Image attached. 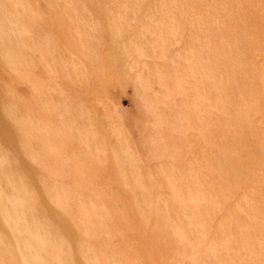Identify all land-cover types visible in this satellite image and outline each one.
<instances>
[{"label": "rangeland", "instance_id": "374dc122", "mask_svg": "<svg viewBox=\"0 0 264 264\" xmlns=\"http://www.w3.org/2000/svg\"><path fill=\"white\" fill-rule=\"evenodd\" d=\"M0 264H264V0H0Z\"/></svg>", "mask_w": 264, "mask_h": 264}]
</instances>
